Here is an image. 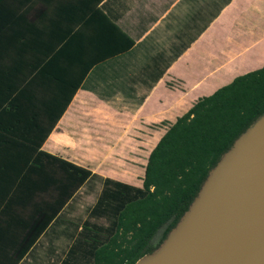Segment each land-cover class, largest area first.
Instances as JSON below:
<instances>
[{
  "label": "crops",
  "instance_id": "1",
  "mask_svg": "<svg viewBox=\"0 0 264 264\" xmlns=\"http://www.w3.org/2000/svg\"><path fill=\"white\" fill-rule=\"evenodd\" d=\"M25 10L21 30L37 57L28 83L39 100H62L60 109L72 98L30 162L43 152L92 175L62 209L47 206L48 216L58 213L46 228L0 226V264H15L28 235L33 243L16 264H94L119 198L141 189L136 179L168 127L264 67V0H33ZM156 124L165 130L159 140Z\"/></svg>",
  "mask_w": 264,
  "mask_h": 264
},
{
  "label": "trees",
  "instance_id": "2",
  "mask_svg": "<svg viewBox=\"0 0 264 264\" xmlns=\"http://www.w3.org/2000/svg\"><path fill=\"white\" fill-rule=\"evenodd\" d=\"M32 1L0 0V203H6L0 214L3 231L26 222L41 230L46 228L58 213L53 209L48 216L47 209L53 205L62 209L92 175L90 170L43 152L42 161L30 162L72 99L60 109L62 100H39L37 84L28 83L29 70L36 79L37 57L27 43L31 37L28 30H21V25ZM125 38L129 49L133 41ZM53 102L59 112L53 109ZM262 115L264 67L199 99L177 118L149 155L142 189L119 198L107 239L98 241L101 245L92 253L93 263L135 264L157 250L189 209L210 171ZM53 166L54 180L48 170ZM54 183L57 197L52 202L50 188ZM10 190L13 193L8 196ZM29 238L33 237L28 235L17 245L15 264L31 247Z\"/></svg>",
  "mask_w": 264,
  "mask_h": 264
},
{
  "label": "water",
  "instance_id": "3",
  "mask_svg": "<svg viewBox=\"0 0 264 264\" xmlns=\"http://www.w3.org/2000/svg\"><path fill=\"white\" fill-rule=\"evenodd\" d=\"M135 264H264V115L210 171L161 246Z\"/></svg>",
  "mask_w": 264,
  "mask_h": 264
},
{
  "label": "rangeland",
  "instance_id": "4",
  "mask_svg": "<svg viewBox=\"0 0 264 264\" xmlns=\"http://www.w3.org/2000/svg\"><path fill=\"white\" fill-rule=\"evenodd\" d=\"M152 129L155 131V136H156V139L155 140H159V138L163 135L164 133V126H162L161 124H156L154 126H152ZM153 136V134H152ZM152 144V143H151ZM141 150L142 152L145 151V153L147 152V150L149 149V146L147 144V146H144V145H141ZM141 180H143V170L140 171V177L136 179V182H141ZM141 189H142V186H141ZM157 239V237L155 238V240Z\"/></svg>",
  "mask_w": 264,
  "mask_h": 264
}]
</instances>
